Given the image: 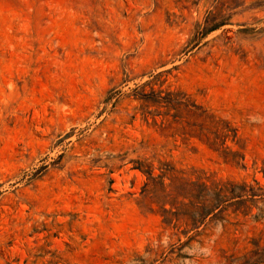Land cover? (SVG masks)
<instances>
[{
  "label": "rangeland",
  "instance_id": "rangeland-1",
  "mask_svg": "<svg viewBox=\"0 0 264 264\" xmlns=\"http://www.w3.org/2000/svg\"><path fill=\"white\" fill-rule=\"evenodd\" d=\"M0 264H264V0H0Z\"/></svg>",
  "mask_w": 264,
  "mask_h": 264
},
{
  "label": "trees",
  "instance_id": "trees-1",
  "mask_svg": "<svg viewBox=\"0 0 264 264\" xmlns=\"http://www.w3.org/2000/svg\"><path fill=\"white\" fill-rule=\"evenodd\" d=\"M213 208V207H212ZM197 209V208H196ZM198 210H199V213H197V214H199V219H201V218H203L206 214H208L212 209L209 207V208H207V209H203V207H200V208H198ZM203 210V211H202ZM165 213H167V212H165ZM163 221H164V223H166V224H168L169 222H170V219H167L166 217H164L163 218ZM190 224H191V226H194L195 224H197V222L198 221H196L195 219H194V217L193 216H191V219H190Z\"/></svg>",
  "mask_w": 264,
  "mask_h": 264
}]
</instances>
